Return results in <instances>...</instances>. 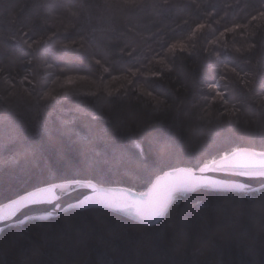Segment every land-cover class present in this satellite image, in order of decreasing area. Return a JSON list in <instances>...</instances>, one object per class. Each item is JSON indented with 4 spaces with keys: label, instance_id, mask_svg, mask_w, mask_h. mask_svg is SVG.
I'll return each mask as SVG.
<instances>
[{
    "label": "trees",
    "instance_id": "trees-1",
    "mask_svg": "<svg viewBox=\"0 0 264 264\" xmlns=\"http://www.w3.org/2000/svg\"><path fill=\"white\" fill-rule=\"evenodd\" d=\"M104 70L128 82L43 83ZM241 147L264 151V0H0V204L67 180L142 191ZM0 264H264V189L197 190L152 226L29 221Z\"/></svg>",
    "mask_w": 264,
    "mask_h": 264
},
{
    "label": "water",
    "instance_id": "water-1",
    "mask_svg": "<svg viewBox=\"0 0 264 264\" xmlns=\"http://www.w3.org/2000/svg\"><path fill=\"white\" fill-rule=\"evenodd\" d=\"M237 153L264 159V151L236 148L196 168L176 167L157 175L142 191L67 180L28 190L0 204V234L29 221L53 219L65 212L98 208L152 226L159 223L177 197L197 190L254 193L264 189V167L227 166Z\"/></svg>",
    "mask_w": 264,
    "mask_h": 264
},
{
    "label": "rangeland",
    "instance_id": "rangeland-1",
    "mask_svg": "<svg viewBox=\"0 0 264 264\" xmlns=\"http://www.w3.org/2000/svg\"><path fill=\"white\" fill-rule=\"evenodd\" d=\"M44 75L46 76L47 74H44ZM49 75L46 78L42 77V79L45 78V81H43V83L50 85L48 89H55V87H59V85L61 83V86L64 89L69 88V87H71V88H78L79 87V88H84L85 91L93 92V91L98 90V89H108L110 87H114L116 81L118 82V84L120 83L118 86H123L124 84H126L128 82L127 78L124 79L122 76L115 77L112 80V78L108 75V72L105 70L102 71L100 76L94 78L92 81H91V79H84V78H80V77L74 76V75L67 77V79L65 78L63 80L62 79L60 80V78L65 77V74L62 72H60V76H59V74H56L55 80L52 79ZM133 77H136V75L133 74ZM114 88H116V87H114ZM73 92H75V91H73Z\"/></svg>",
    "mask_w": 264,
    "mask_h": 264
},
{
    "label": "bare ground",
    "instance_id": "bare-ground-1",
    "mask_svg": "<svg viewBox=\"0 0 264 264\" xmlns=\"http://www.w3.org/2000/svg\"><path fill=\"white\" fill-rule=\"evenodd\" d=\"M224 155V154H223ZM227 166H237V167H252V168H262L264 167V159L256 158L255 156L249 155L247 153H237L231 156L228 160L221 162ZM162 173V172H161ZM159 173V174H161ZM157 174V175H159ZM156 175V176H157ZM154 176L152 180L156 177ZM151 180V181H152ZM150 181V182H151ZM43 186V185H42ZM120 187V186H119ZM126 188V187H125ZM129 189V188H128ZM132 190V189H131ZM88 209H98V208H88ZM102 210V209H101ZM106 211V210H104ZM110 212V211H108ZM168 212V211H167ZM113 213V212H111ZM116 214V213H115ZM118 215V214H117ZM165 217V216H164ZM125 218V217H124ZM127 219V218H126ZM130 220V219H128ZM132 221V220H131ZM162 221V220H161ZM135 222V221H133ZM138 223V222H136ZM146 226V225H145ZM11 228V227H10ZM8 229V228H7ZM6 230V229H5Z\"/></svg>",
    "mask_w": 264,
    "mask_h": 264
}]
</instances>
